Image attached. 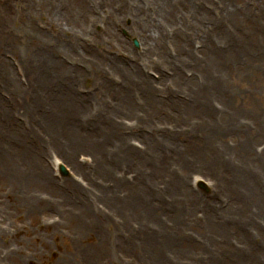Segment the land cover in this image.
Instances as JSON below:
<instances>
[{"label": "rangeland", "instance_id": "374dc122", "mask_svg": "<svg viewBox=\"0 0 264 264\" xmlns=\"http://www.w3.org/2000/svg\"><path fill=\"white\" fill-rule=\"evenodd\" d=\"M144 1L0 0V264H264V0Z\"/></svg>", "mask_w": 264, "mask_h": 264}, {"label": "bare ground", "instance_id": "6f19581e", "mask_svg": "<svg viewBox=\"0 0 264 264\" xmlns=\"http://www.w3.org/2000/svg\"><path fill=\"white\" fill-rule=\"evenodd\" d=\"M146 1H155V0H145L144 2H146ZM156 3V2H155ZM227 6H228V9H229V5L227 4ZM150 11H154L155 10V8H154V6H150V9H149ZM153 18V17H152ZM151 23V22H150ZM153 27H155L156 28V30L158 31V26L156 25V24H153V23H151V27L150 26H145V27H143L138 33L139 34H141L143 37H144V40L148 43L149 42V40H151V35H154L155 34V30L153 29ZM187 29H190V28H187ZM159 31H161V30H159ZM183 31V30H182ZM191 33H193V34H195L196 36H198V34L199 33H202L203 34V31L201 30V28L200 27H195V28H191ZM145 34H148L149 36L146 38L145 37ZM190 36V34L187 36V37H189ZM202 37H203V35H202ZM186 46H187V49H189L188 48V45L186 44ZM154 66H157L156 64H154V63H152ZM136 70V69H135ZM135 75H137V71H136V73H135ZM142 80H143V82L144 83H146V82H148V83H146L147 85H149L150 87L151 86H156L157 84L154 82V81H152V80H150L149 78H148V76L147 75H145V74H143V76H141L140 77ZM153 84V85H152ZM149 140L150 141H148L149 143L151 142V141H153V139L152 138H149ZM117 142H118V140H117ZM82 143H87V142H82ZM244 144V142H242V144L241 143H238L237 145H236V147H237V149L239 150V152L241 151V146ZM66 146H69L70 147V145H66ZM235 147V146H234ZM61 148V147H60ZM243 149H244V151L246 152V154L244 155V157L243 158H241L240 160H237V164L239 165L238 167L240 168L241 167V165L239 164V161H243V162H248V160H250L251 158L252 159H255L257 156H258V154H254L253 153V150H251V149H247V147L246 148H244V146H243ZM71 158V157H70ZM75 166L77 167L78 166V168H80V166L78 165V164H75ZM100 166H102V165H100ZM232 167H235L234 168V171H235V174L234 175H232L231 176V179H232V181H235V178H234V180H233V176H237V177H241L242 175H244V173H242L241 172V170L240 169H238L236 166H234V165H232ZM245 178H247V174H245L244 175V182H247V180L245 179ZM243 182V183H244ZM249 185V184H248ZM249 187H250V190H252L253 189V187L252 186H250L249 185ZM255 190V189H254ZM236 191H237V193L234 191V193H236V194H238V195H241V194H239L240 193V191H239V189H238V187H236ZM256 195H259L258 193L256 194ZM244 196H246V195H244ZM242 198H243V196H242ZM253 214H249V218L250 219H252L251 221H253V216H252ZM259 225V224H258ZM261 228H264L263 226H261Z\"/></svg>", "mask_w": 264, "mask_h": 264}, {"label": "water", "instance_id": "95a60500", "mask_svg": "<svg viewBox=\"0 0 264 264\" xmlns=\"http://www.w3.org/2000/svg\"><path fill=\"white\" fill-rule=\"evenodd\" d=\"M135 44H137L136 42H135ZM62 172H64V168L62 167Z\"/></svg>", "mask_w": 264, "mask_h": 264}]
</instances>
